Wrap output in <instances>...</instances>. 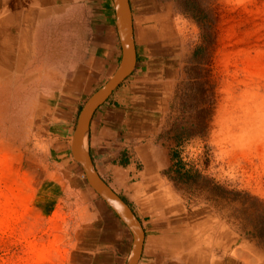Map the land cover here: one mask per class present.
<instances>
[{
	"label": "rangeland",
	"instance_id": "rangeland-1",
	"mask_svg": "<svg viewBox=\"0 0 264 264\" xmlns=\"http://www.w3.org/2000/svg\"><path fill=\"white\" fill-rule=\"evenodd\" d=\"M131 3L157 17L163 49L177 59L155 145L167 152L178 203L203 228L216 225L213 261L264 264V0ZM49 65L0 64V264H126L76 253L69 238L76 203L65 198L75 185L51 156L58 94Z\"/></svg>",
	"mask_w": 264,
	"mask_h": 264
},
{
	"label": "crops",
	"instance_id": "crops-1",
	"mask_svg": "<svg viewBox=\"0 0 264 264\" xmlns=\"http://www.w3.org/2000/svg\"><path fill=\"white\" fill-rule=\"evenodd\" d=\"M128 3L135 67L91 117L85 144L92 167L141 225L137 264H235L213 261L216 225L203 228L199 216L184 210L164 173L169 158L155 142L169 112L177 59L163 49L168 42L154 23L157 17L138 13ZM121 56L113 0H0L2 71L10 62H49V76L56 81L51 156L75 185L67 188L65 202L76 203L69 209V238L76 236V253L107 261L118 254L113 259L125 258L127 264L130 231L80 180V165L69 150L84 101L114 76Z\"/></svg>",
	"mask_w": 264,
	"mask_h": 264
},
{
	"label": "water",
	"instance_id": "water-1",
	"mask_svg": "<svg viewBox=\"0 0 264 264\" xmlns=\"http://www.w3.org/2000/svg\"><path fill=\"white\" fill-rule=\"evenodd\" d=\"M113 3L116 14L117 34L122 51L121 61L114 76L96 91L81 109L70 150L73 160L80 165L88 186L130 231L133 238V247L127 264H137L144 239L141 225L129 207L99 178L85 149H83V141L94 111L107 101L110 95L131 75L135 67L136 54L128 0H113Z\"/></svg>",
	"mask_w": 264,
	"mask_h": 264
},
{
	"label": "bare ground",
	"instance_id": "bare-ground-1",
	"mask_svg": "<svg viewBox=\"0 0 264 264\" xmlns=\"http://www.w3.org/2000/svg\"><path fill=\"white\" fill-rule=\"evenodd\" d=\"M85 142H86V138L83 141V149L85 148Z\"/></svg>",
	"mask_w": 264,
	"mask_h": 264
}]
</instances>
